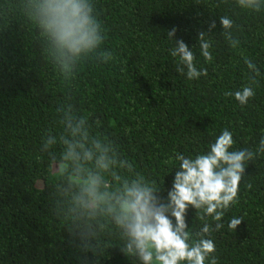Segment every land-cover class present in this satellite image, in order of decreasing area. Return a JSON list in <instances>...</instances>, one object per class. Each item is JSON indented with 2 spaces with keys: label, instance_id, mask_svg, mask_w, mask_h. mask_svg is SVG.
Instances as JSON below:
<instances>
[{
  "label": "trees",
  "instance_id": "16d2710c",
  "mask_svg": "<svg viewBox=\"0 0 264 264\" xmlns=\"http://www.w3.org/2000/svg\"><path fill=\"white\" fill-rule=\"evenodd\" d=\"M93 2L106 30L102 49L112 51L115 59L81 67L72 103L78 114L89 116L97 132L117 142L137 170L164 183L163 195L175 172L167 175L173 165L165 161L175 153L206 152L225 127L237 149L259 143L264 136V13L241 11L234 0ZM223 15L240 26L233 29L242 42L239 50L231 49L221 34ZM212 21L214 60L206 63L197 36ZM173 28L177 31L171 43L167 33ZM34 35L23 21L0 33V264H96L51 212L56 165L40 152L41 138L48 129L59 130L55 121L65 90ZM179 39L190 50L197 45L192 49L196 67L207 68V76L188 80L177 72L169 52ZM244 56L261 74L255 97L241 106L225 92L248 82L251 73ZM245 174L239 203L213 235L219 264H264V155L249 163ZM232 216L244 218L235 232L227 227ZM187 222L199 227L194 210H189ZM99 264L135 261L115 247Z\"/></svg>",
  "mask_w": 264,
  "mask_h": 264
},
{
  "label": "clouds",
  "instance_id": "9594fccd",
  "mask_svg": "<svg viewBox=\"0 0 264 264\" xmlns=\"http://www.w3.org/2000/svg\"><path fill=\"white\" fill-rule=\"evenodd\" d=\"M234 4L249 14L264 13V0H234ZM219 20L229 47L239 50L242 42L233 29L240 26L228 15ZM19 21L35 30L33 38L40 44L41 55L65 90V102L57 108L55 121L59 130L45 132L40 152L56 165L51 212L79 239V248L91 252L96 264L115 247L135 264H219L213 235L224 228L225 215L239 203L247 166L264 155V136L255 147L237 149L232 131L225 127L206 152L170 156L165 163L173 167L167 175L175 172L165 196L164 183L137 170L117 142L97 132L89 116L78 114L72 103L81 67L115 59L112 51L102 49L106 30L93 0H0V33ZM215 27L212 21L197 36L206 63L214 60L209 34ZM176 31L167 33L171 43ZM192 49L179 39L169 52L176 58L177 72L188 80L208 74L207 68L196 67ZM244 64L251 73L248 82L239 90L225 92L241 106L255 97L256 77L261 74L247 56ZM244 186L252 188L251 183ZM189 210L200 221L198 228L189 227ZM242 221L243 216H232L228 231L235 232Z\"/></svg>",
  "mask_w": 264,
  "mask_h": 264
}]
</instances>
